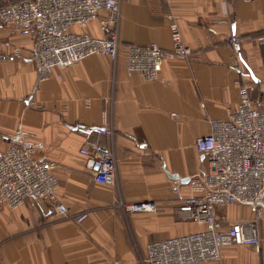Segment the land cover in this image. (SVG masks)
<instances>
[{
	"label": "crops",
	"instance_id": "1",
	"mask_svg": "<svg viewBox=\"0 0 264 264\" xmlns=\"http://www.w3.org/2000/svg\"><path fill=\"white\" fill-rule=\"evenodd\" d=\"M117 58L90 56L37 84L32 41L0 28V134L18 129L38 144L34 157L56 165V198L69 214L86 212L80 224L57 215L46 203L27 200L0 210V264H145L147 245L185 236L202 227L182 220L177 208L189 194L186 179L208 165L194 147L212 120H227L240 102V87H257L264 99V0H118ZM174 22L192 51L187 61H166L160 78L125 73V46L157 44L171 49ZM74 32L101 37L98 22ZM229 38L239 41L240 69ZM16 51V54L14 53ZM252 98V97H251ZM174 115V116H173ZM77 127L101 128L85 136ZM86 142L113 152V186L95 183L79 154ZM178 177L181 189L172 192ZM154 202V213L125 214L119 204ZM229 221L248 220V207L218 211ZM259 242L229 246L220 261L201 264H264V218Z\"/></svg>",
	"mask_w": 264,
	"mask_h": 264
},
{
	"label": "built area",
	"instance_id": "2",
	"mask_svg": "<svg viewBox=\"0 0 264 264\" xmlns=\"http://www.w3.org/2000/svg\"><path fill=\"white\" fill-rule=\"evenodd\" d=\"M120 3L118 0H0V28L32 41L31 60L37 84L59 71L73 67L90 56L114 61L118 56ZM98 22L101 37L72 30ZM171 49L157 44L128 45L125 73L147 81H157L166 61H187L192 51L182 41L174 22L169 24ZM264 45V37L259 39ZM235 67L240 69V43L229 38ZM16 54V51L14 52ZM264 105V99L262 100ZM174 116V115H173ZM227 120H212L209 133L198 137L194 147L206 160V172L188 179L189 194L181 197L179 217L202 229L198 232L157 241L147 245L145 264H201L221 260V250L229 246L254 245L259 242L257 223L264 218V110L251 98L247 85L240 87V102L228 109ZM82 135H102L101 128L77 127ZM5 137L0 134V146ZM38 144L18 129L6 137L0 151V210H10L33 200L48 204L57 215L80 224L88 217L83 212L71 215L56 198V165L34 157ZM84 169L100 185L113 186L116 162L111 149L97 142H86L79 150ZM181 181H172V192L180 193ZM230 206L248 207L252 218L229 221L218 211ZM125 214L154 213V202L119 204Z\"/></svg>",
	"mask_w": 264,
	"mask_h": 264
},
{
	"label": "water",
	"instance_id": "3",
	"mask_svg": "<svg viewBox=\"0 0 264 264\" xmlns=\"http://www.w3.org/2000/svg\"><path fill=\"white\" fill-rule=\"evenodd\" d=\"M257 92H258V89H257V87H254L252 90H251V97H252V99L253 100H255L256 99V97H257ZM173 178H178V177H173ZM188 181V179H186V182Z\"/></svg>",
	"mask_w": 264,
	"mask_h": 264
},
{
	"label": "trees",
	"instance_id": "4",
	"mask_svg": "<svg viewBox=\"0 0 264 264\" xmlns=\"http://www.w3.org/2000/svg\"><path fill=\"white\" fill-rule=\"evenodd\" d=\"M260 111H263L264 109L263 108H258Z\"/></svg>",
	"mask_w": 264,
	"mask_h": 264
},
{
	"label": "rangeland",
	"instance_id": "5",
	"mask_svg": "<svg viewBox=\"0 0 264 264\" xmlns=\"http://www.w3.org/2000/svg\"><path fill=\"white\" fill-rule=\"evenodd\" d=\"M252 218V217H251Z\"/></svg>",
	"mask_w": 264,
	"mask_h": 264
}]
</instances>
